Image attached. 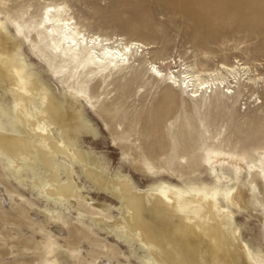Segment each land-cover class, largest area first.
<instances>
[{
  "label": "rangeland",
  "instance_id": "rangeland-1",
  "mask_svg": "<svg viewBox=\"0 0 264 264\" xmlns=\"http://www.w3.org/2000/svg\"><path fill=\"white\" fill-rule=\"evenodd\" d=\"M4 1L7 2L4 9H10L14 17L16 7L35 6L38 0ZM54 1L67 4L75 20L84 22L90 32L139 40L150 48L137 57L139 61L123 77L107 78L99 89L100 98L95 108L84 103V111L93 117H85L84 121L93 127L95 135L84 132L79 137L82 145L79 149L101 169L109 171L108 177H127L141 190L159 181L180 185L187 175L191 178L186 180L188 184L216 185L213 175L210 177L206 170L192 173L191 168L201 162L197 158L204 150L201 146L212 145L214 149L221 141L224 149L241 154L251 145L264 144V0ZM7 27L9 36L15 37V27L8 22ZM116 45L117 42L112 44ZM33 55L28 42L24 41L22 59L28 72L36 74L40 83L65 105L66 87L52 78L40 59ZM173 59L178 65L185 61L201 69L238 60L249 66L256 85L243 90L241 86L235 87L236 98L231 104L210 103L195 108L186 98L190 89L185 94L177 93L167 89L166 82L178 89L170 79L156 74L158 80L153 78L150 60L165 74L173 71L175 65L163 66L162 63ZM133 73L138 74V82L127 80ZM6 87L7 81L0 78V108L4 109L11 99ZM167 92L174 94V102L165 110L163 95ZM102 104L115 109L111 111L112 116L134 120L135 125L125 129L126 134L137 137L135 132L142 131L137 143L142 149L146 148L144 158L138 159L140 164L133 162L132 153L128 154L133 146L124 151L115 146L114 124H101L98 108ZM0 123L11 128L1 111ZM153 133L162 138V151L166 153L158 160L147 151L153 142L149 134ZM143 160H147L145 165H142ZM56 162L63 182L66 180L65 166L68 165L72 172L80 197L74 206L69 201L54 203L47 198L44 191L46 172L42 165L36 163V170L24 166L21 181L6 158L0 156V264H97L101 257L108 264L107 261H118L119 255L128 264H142L144 252L139 246L118 234L104 219H96L97 214L86 204L88 201L101 205L103 215L120 220L122 202L112 197L108 190H98L78 161L71 164L59 158ZM217 169L219 175L228 173ZM163 174L167 176L160 178ZM245 177L246 173L242 172L240 180L244 181ZM219 188L229 191L233 185L221 184ZM2 189L7 194L6 202L1 199ZM12 194L20 198L14 199ZM219 203L222 208L229 207L234 212V224L242 240L253 251L261 250L264 254V223L259 219L264 216L263 209H254L251 215L245 210L234 211L222 199ZM43 216L48 224L44 223Z\"/></svg>",
  "mask_w": 264,
  "mask_h": 264
},
{
  "label": "bare ground",
  "instance_id": "bare-ground-1",
  "mask_svg": "<svg viewBox=\"0 0 264 264\" xmlns=\"http://www.w3.org/2000/svg\"><path fill=\"white\" fill-rule=\"evenodd\" d=\"M6 4L0 0V78L7 81L5 91L11 99L10 105L0 111L11 128L0 123V156L6 158L18 178L23 181L24 176L20 173L24 166L36 170L35 165L39 163L46 172L44 191L47 198L54 203L69 201L74 206L80 197L72 172L68 165L65 166L66 180L63 182L56 161L59 158L71 164L78 161L98 190L106 189L122 202L123 217L115 220L105 216L101 205L87 201L89 210L97 214L96 219H104L118 234L139 246L144 252L142 264H264L263 252L253 251L242 240L234 224L232 209L222 208L219 203L222 199L234 211L245 210L251 215L259 207L264 211V144L249 145L251 148L247 146L243 152L239 149L241 154L224 149V144L221 146L218 140L214 149L211 144L210 147L201 146L200 149L204 148L201 157L197 155L201 162L191 168L192 173L206 170L210 177L213 175L216 185L188 184L186 180L191 178L187 175L180 185L159 181L147 190H141L127 177H108L109 171L101 169L79 149L82 148L79 137L84 132L95 135L93 127L84 121L85 117L93 119L84 111V103L95 108L100 98L99 89L107 78L112 75L123 77L139 61L137 57L150 48L139 40L88 31L86 24L75 20L71 8L63 2L38 0L35 6L16 7L14 17L10 9H4ZM7 22L15 27V37L9 36ZM24 41L51 77L66 87L63 93L65 105L40 83L36 74L28 72L22 59ZM115 42L117 45L113 47ZM168 61L162 65L175 66L173 71L163 74V70L150 60L152 74L164 76L178 85L176 89L164 80L171 91L185 94L190 89L186 98L195 108L210 103L231 104L236 98L235 87L241 86L243 90L256 85L249 66L238 60L218 63L210 69H201L185 61L179 65L174 59ZM137 78L138 74L133 73L127 80L138 82ZM153 78L158 80L155 75ZM181 85L186 89L183 90ZM163 101L165 110L169 109L174 94L167 92ZM114 110L106 104L99 106L101 124H114L115 146L122 151L133 146L128 154L132 153L133 162L140 164L138 159L144 158L146 148L142 149L137 143L142 131L135 132L137 137L126 134L125 129L134 126L135 122L112 116ZM105 131L111 133L110 129ZM149 136L153 142L147 151L158 160L166 155L162 151V138L156 133ZM191 153L194 154V150ZM146 162L143 160L142 165ZM217 168L228 173L219 175ZM242 172L246 173L244 181L240 180ZM166 176L163 174L160 178ZM229 183L233 185L229 191L219 188L221 184ZM10 196L20 198L14 194ZM1 199L3 202L8 200L6 192L2 193ZM43 217L44 223L48 224L47 218ZM259 219L264 223V216ZM50 226L58 231L55 226ZM118 258V261H111L112 264H128L120 255ZM97 264H106V260L101 257Z\"/></svg>",
  "mask_w": 264,
  "mask_h": 264
}]
</instances>
